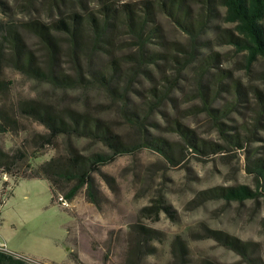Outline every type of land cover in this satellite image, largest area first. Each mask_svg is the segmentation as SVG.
<instances>
[{
	"label": "rangeland",
	"instance_id": "1",
	"mask_svg": "<svg viewBox=\"0 0 264 264\" xmlns=\"http://www.w3.org/2000/svg\"><path fill=\"white\" fill-rule=\"evenodd\" d=\"M182 3L173 18L161 0H0V21L14 28L30 20L70 22L72 14L98 19L104 8L115 12L112 32L93 40L82 31V61L69 56L60 36L56 65L69 75L78 72L79 83L65 87L9 68L1 72L0 109L15 124L0 134V147L26 157L10 174L0 172V242L11 253L49 261L30 258L35 263L29 264H264V179L252 171L254 161L264 162V57L250 61L229 42V35H239L217 2ZM123 6L150 13L147 29L155 31L140 51L122 24ZM183 11L191 32L176 23ZM21 32L40 55L38 40ZM100 74L119 85L102 86L93 79ZM29 102L52 113H87L135 145L94 174L98 206L88 202L85 189L67 207L60 195L52 204L46 181L21 180L51 159L106 151L90 139L63 135L46 144L42 136L49 132L19 112ZM182 132L216 150L195 151ZM234 136L241 146L228 143ZM157 140L171 147L170 159L147 146ZM239 186L251 198L203 194ZM215 233L234 238L247 253L225 247Z\"/></svg>",
	"mask_w": 264,
	"mask_h": 264
},
{
	"label": "trees",
	"instance_id": "2",
	"mask_svg": "<svg viewBox=\"0 0 264 264\" xmlns=\"http://www.w3.org/2000/svg\"><path fill=\"white\" fill-rule=\"evenodd\" d=\"M211 2H217L224 9V21L232 24L235 32L239 35V37H235L233 34L229 35V42L235 44L241 50L247 51L250 61L255 60L256 57H264V0H208V3ZM182 5V0H161V8L173 18L176 14L179 15ZM122 9L120 14L122 24L135 38L139 47L138 51H140V48L155 31L154 27L147 29L148 24L151 22L149 21L150 13L144 11L145 16H142L128 8V6H123ZM173 9L175 10L173 11ZM104 11V16L98 19L91 15L86 19H82L79 15L72 14L68 17L70 22L60 19L50 24H42L36 20H30L17 28L0 21V75L4 69L9 68L53 85L71 87L73 83H79L82 77L78 72L75 75H69L59 70L56 65V61L60 56V49H62L60 36H65L67 39L66 47L69 56L72 59L82 61L87 54L81 41L82 31L84 29L89 30L92 34L91 38L96 40L103 37L105 33L112 32L115 26V23L110 21L115 19L113 18L115 12L109 8H104ZM181 17L182 21L180 22L179 18H176V23L191 32V29L184 22L187 17L185 11L182 12ZM21 29L38 40L42 48L40 55H37L26 43ZM136 59V61H142L143 55L137 53ZM111 76H114V74L112 73ZM110 78L105 74H100L93 79L102 86L111 88L113 82L118 83ZM206 109L208 110V108ZM19 112L21 115L35 120L49 132L48 135L42 136L46 140V144H50L57 136L63 135L65 137L90 139L106 148L104 152L93 153L88 156L72 152L44 162L21 176V180L38 179L46 181L51 192L52 204L55 196L60 195L63 200L70 202L82 189H85L88 202L98 206L94 174L100 167L110 164L118 156L132 152L135 145L122 142L107 125L100 124L99 120L94 119L87 113L69 110L64 113H52L45 107L33 102L21 104ZM209 112L214 114L212 110H209ZM14 120L7 111L0 109V134L13 130ZM182 135L195 151L204 154L206 148L213 152L216 150V145L215 148H211L210 144L206 147L201 142L202 145L199 146L197 142L189 141L185 132H182ZM227 138H229L227 139L229 144L241 146L236 136ZM157 141L155 143L146 141V143L147 146L154 148L170 159L171 147L163 144L160 140ZM25 159L23 153L10 154L0 147V172L10 174ZM253 163V173L264 179L263 160L259 159ZM203 194L207 195V199L224 198L235 201H242L252 196L251 191L244 186L214 188ZM215 234H217L216 238L225 247L242 255L247 253V247L240 245L234 238L219 233ZM0 264H29V262L14 254L0 251Z\"/></svg>",
	"mask_w": 264,
	"mask_h": 264
},
{
	"label": "built area",
	"instance_id": "3",
	"mask_svg": "<svg viewBox=\"0 0 264 264\" xmlns=\"http://www.w3.org/2000/svg\"><path fill=\"white\" fill-rule=\"evenodd\" d=\"M58 200H59V202L61 203V205H62L63 207H67V206H68L67 202H66L65 200H63L62 197H59ZM0 251L3 252V253H7V254H12V255H13V253H11V252L6 248V245H5L3 242H0ZM16 256H17V257H21V256H18V255H16ZM21 258L25 259V260L28 261V262H34V263H35V261H32V260H30L29 258H26V257H21Z\"/></svg>",
	"mask_w": 264,
	"mask_h": 264
},
{
	"label": "crops",
	"instance_id": "4",
	"mask_svg": "<svg viewBox=\"0 0 264 264\" xmlns=\"http://www.w3.org/2000/svg\"><path fill=\"white\" fill-rule=\"evenodd\" d=\"M51 193V192H50ZM50 196H51V194H50ZM14 255H17V254H14ZM18 256H21V255H18ZM21 257H26V258H31V259H33V260H35V261H40V262H42V261H47V262H49L48 260H38V259H36V258H33V257H30V256H26V255H22ZM68 261V260H67ZM67 261H65V262H61V263H57V264H66L67 263ZM51 264H56L55 262H50Z\"/></svg>",
	"mask_w": 264,
	"mask_h": 264
}]
</instances>
